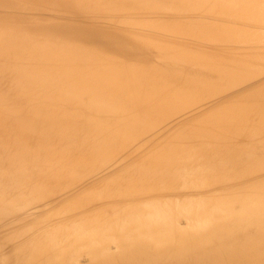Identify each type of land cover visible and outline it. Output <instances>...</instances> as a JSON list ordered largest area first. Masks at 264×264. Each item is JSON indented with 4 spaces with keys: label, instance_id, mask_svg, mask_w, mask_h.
I'll return each instance as SVG.
<instances>
[{
    "label": "bare ground",
    "instance_id": "bare-ground-1",
    "mask_svg": "<svg viewBox=\"0 0 264 264\" xmlns=\"http://www.w3.org/2000/svg\"><path fill=\"white\" fill-rule=\"evenodd\" d=\"M0 264H264V0H0Z\"/></svg>",
    "mask_w": 264,
    "mask_h": 264
}]
</instances>
